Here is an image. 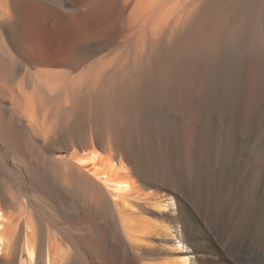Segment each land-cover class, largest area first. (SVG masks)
Wrapping results in <instances>:
<instances>
[{
  "label": "bare ground",
  "instance_id": "bare-ground-1",
  "mask_svg": "<svg viewBox=\"0 0 264 264\" xmlns=\"http://www.w3.org/2000/svg\"><path fill=\"white\" fill-rule=\"evenodd\" d=\"M0 264H264V0H0Z\"/></svg>",
  "mask_w": 264,
  "mask_h": 264
}]
</instances>
